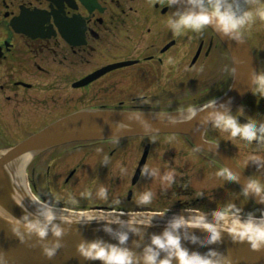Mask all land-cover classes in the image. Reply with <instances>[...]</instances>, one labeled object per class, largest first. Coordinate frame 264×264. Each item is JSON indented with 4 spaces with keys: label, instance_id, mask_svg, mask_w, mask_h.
<instances>
[{
    "label": "flooded vegetation",
    "instance_id": "flooded-vegetation-1",
    "mask_svg": "<svg viewBox=\"0 0 264 264\" xmlns=\"http://www.w3.org/2000/svg\"><path fill=\"white\" fill-rule=\"evenodd\" d=\"M196 1L237 28L256 59L251 93L222 121L241 114L264 128V0H239L237 11L236 0ZM233 82L234 63L223 43L169 0H0V149L79 109L195 107ZM240 126L246 142L264 154V135ZM212 129L207 138L228 150ZM137 139L150 151L133 185L142 155L132 153ZM173 146L214 161L179 134L76 142L36 158L26 182L38 203L74 211L217 210L190 187L186 164H172L171 192L160 188L155 195L142 186L155 148L169 149L174 162L186 157Z\"/></svg>",
    "mask_w": 264,
    "mask_h": 264
},
{
    "label": "water",
    "instance_id": "water-1",
    "mask_svg": "<svg viewBox=\"0 0 264 264\" xmlns=\"http://www.w3.org/2000/svg\"><path fill=\"white\" fill-rule=\"evenodd\" d=\"M210 26L235 65L232 87L212 103L180 111L83 109L16 146L0 150V264H264V220L217 213H78L46 208L27 194L25 172L41 153L70 142L180 133L216 155L241 191L264 212V194L217 143L207 127L251 91L256 63L244 38L223 18L192 0H170ZM255 132L263 130L243 117ZM147 157L145 152L134 182Z\"/></svg>",
    "mask_w": 264,
    "mask_h": 264
},
{
    "label": "rangeland",
    "instance_id": "rangeland-1",
    "mask_svg": "<svg viewBox=\"0 0 264 264\" xmlns=\"http://www.w3.org/2000/svg\"><path fill=\"white\" fill-rule=\"evenodd\" d=\"M235 119L236 117L234 116L225 121H221L213 127L212 131L254 179L264 185V154H262L261 147L254 145L253 141H250L252 143L246 142L244 130L238 125ZM173 139L175 140V138ZM169 141H172V139ZM141 142L140 139L133 142V155L138 150V155H141L145 141L143 143ZM174 148L175 146L171 147V150L177 155L187 151L185 153L187 154L186 157L179 158L177 156L178 158L174 162L171 159L173 155L170 154L171 152L168 153L169 149L164 147L155 148L153 151V161L144 174L142 186H150V189H152L155 195L160 188L163 191L171 192L173 187L167 183V176L168 173L174 176L175 171L171 168L172 164L179 162L180 164H186L184 169L186 173L189 171V179H191L189 183L196 189V193L201 194L202 198L210 200L214 208L227 212L228 214H239L244 217H247V215H258L257 208L232 185L217 162L211 164L201 157L189 154L190 151L186 147H184L185 149L180 146ZM126 174L127 172L123 176V179ZM180 179L179 177L176 181L180 182ZM176 188H178V184H176ZM139 190L141 191V186ZM144 190L146 191V188Z\"/></svg>",
    "mask_w": 264,
    "mask_h": 264
}]
</instances>
